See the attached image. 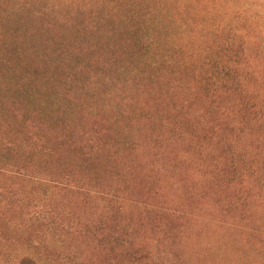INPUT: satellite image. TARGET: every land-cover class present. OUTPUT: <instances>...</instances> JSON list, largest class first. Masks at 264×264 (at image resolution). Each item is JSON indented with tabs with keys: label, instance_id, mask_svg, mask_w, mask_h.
I'll use <instances>...</instances> for the list:
<instances>
[{
	"label": "rangeland",
	"instance_id": "obj_1",
	"mask_svg": "<svg viewBox=\"0 0 264 264\" xmlns=\"http://www.w3.org/2000/svg\"><path fill=\"white\" fill-rule=\"evenodd\" d=\"M0 264H264V0H0Z\"/></svg>",
	"mask_w": 264,
	"mask_h": 264
},
{
	"label": "trees",
	"instance_id": "obj_2",
	"mask_svg": "<svg viewBox=\"0 0 264 264\" xmlns=\"http://www.w3.org/2000/svg\"><path fill=\"white\" fill-rule=\"evenodd\" d=\"M112 233V236H109V234H108V237H112V243L113 242H115V241H117L118 240V237L117 238H114V232H111ZM104 243H106V244H108V245H110L111 243L110 242H105V241H103Z\"/></svg>",
	"mask_w": 264,
	"mask_h": 264
}]
</instances>
